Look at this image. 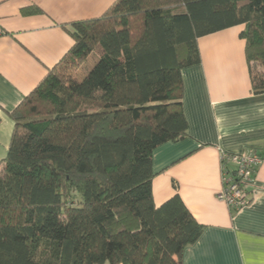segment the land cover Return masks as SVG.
<instances>
[{
    "label": "trees",
    "instance_id": "obj_1",
    "mask_svg": "<svg viewBox=\"0 0 264 264\" xmlns=\"http://www.w3.org/2000/svg\"><path fill=\"white\" fill-rule=\"evenodd\" d=\"M236 26L264 93V0H116L62 26L71 47L9 115L0 264H183L204 227L178 195L155 206L152 153L187 137L198 39Z\"/></svg>",
    "mask_w": 264,
    "mask_h": 264
},
{
    "label": "crops",
    "instance_id": "obj_2",
    "mask_svg": "<svg viewBox=\"0 0 264 264\" xmlns=\"http://www.w3.org/2000/svg\"><path fill=\"white\" fill-rule=\"evenodd\" d=\"M114 1L0 0V162L13 130L10 113L72 45L62 26L96 18ZM242 29L198 39L200 63L182 71L187 137L152 153L155 206L178 195L204 227L183 264H264V93L252 92ZM242 153L261 162L249 202L231 210L220 197L221 158Z\"/></svg>",
    "mask_w": 264,
    "mask_h": 264
},
{
    "label": "built area",
    "instance_id": "obj_3",
    "mask_svg": "<svg viewBox=\"0 0 264 264\" xmlns=\"http://www.w3.org/2000/svg\"><path fill=\"white\" fill-rule=\"evenodd\" d=\"M221 159L223 189L220 197L227 203L229 209L238 210L249 202V197L245 190L251 184L253 174L261 162V158L255 153H242L235 155L224 154ZM228 163L235 167L238 180L230 179L226 171Z\"/></svg>",
    "mask_w": 264,
    "mask_h": 264
},
{
    "label": "rangeland",
    "instance_id": "obj_4",
    "mask_svg": "<svg viewBox=\"0 0 264 264\" xmlns=\"http://www.w3.org/2000/svg\"><path fill=\"white\" fill-rule=\"evenodd\" d=\"M255 71H262L261 68H255Z\"/></svg>",
    "mask_w": 264,
    "mask_h": 264
}]
</instances>
